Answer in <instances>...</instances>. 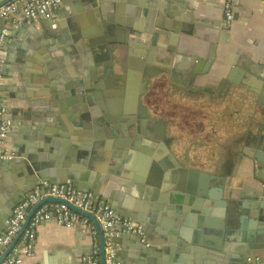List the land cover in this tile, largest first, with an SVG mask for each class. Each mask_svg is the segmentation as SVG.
<instances>
[{
  "label": "crops",
  "instance_id": "1",
  "mask_svg": "<svg viewBox=\"0 0 264 264\" xmlns=\"http://www.w3.org/2000/svg\"><path fill=\"white\" fill-rule=\"evenodd\" d=\"M171 1L173 5L184 6L193 22H182L184 30L177 34V51L159 48L155 57L156 63L160 64L159 70L151 77L159 88L150 91L149 98L153 110L161 114L168 104L171 109L179 107V114L173 118L169 129L174 138L167 143L162 140L151 142L153 146L140 141V146L156 158L163 144L174 152L179 166L172 161L171 165L167 161L165 163L170 168L168 176L174 181L175 197L184 199L196 195L207 200L211 190L223 193L227 181L233 186L234 197L243 192L263 196L264 169L257 170L255 156L258 151L262 152L257 143L264 136V0H235L231 26H226L225 0ZM91 3L92 0H62L52 17L57 26L49 25L51 20L45 16L28 25L23 10L0 19V33H6L0 47L3 59L0 94L13 121L8 150L14 155L13 159L0 160V234L6 230L7 220L20 202L16 193L24 188L30 190L38 184L27 177L32 162L43 172H52L50 179L54 181L72 178L84 183L89 176L90 172L85 173L81 165L93 162L99 149L95 142L85 143L81 137L85 122L83 109L89 112L90 100L83 97L76 100V96L68 98L66 92L67 85L74 80L69 70L75 65L72 49L77 50L76 46H83L82 42H88V39H100L96 40L97 36L88 28L93 11ZM128 7L135 13L125 17L128 21L148 31L156 30L159 17L154 7ZM165 18H162L164 22ZM75 20L78 36H75L73 44H66L62 34L72 27ZM66 45H71L72 49ZM131 60L133 63L136 59ZM231 75L235 82L222 90L220 85ZM110 76L104 81H110L118 93L134 82L121 66L119 72L112 69ZM104 88L110 93V84ZM119 98L120 94L115 99V108L124 104ZM129 104L131 107L132 101ZM85 125L92 126L88 122ZM105 153L109 154L106 150ZM71 169L82 170V173ZM109 177L110 174L104 178L111 183ZM194 182L200 185L194 186ZM110 183L109 190L91 191L97 203H113L109 196L117 192ZM246 187H252L253 192L243 189ZM148 188L158 201L169 193L152 180L146 183V190ZM40 202L51 207L61 200L54 195H44ZM122 202L146 212L144 223H141L146 236L140 240V235L129 234L119 227L117 237L120 240L116 243L118 264L141 260L145 250L151 254L153 251L162 254L164 248L166 256L173 261L168 264L195 261L202 264V254L218 258L217 254L229 246L237 248L247 244L237 237L232 238L231 232L217 226H222L223 220L214 216L219 214V208L214 205L208 218L213 221L212 230L216 235H205L200 228H194L190 233L191 242H175L170 234L176 229L185 230V227L170 215L171 212L159 211V205H150L147 197L142 201L126 194ZM255 203L261 204L260 201ZM96 230L97 236L84 224L61 225L55 216L43 220L36 225L34 254L24 255L21 264H82L85 255L97 256L101 261V233L100 229ZM23 237L19 242H23ZM197 240L202 241L204 251L194 248ZM261 257V264H264V256Z\"/></svg>",
  "mask_w": 264,
  "mask_h": 264
},
{
  "label": "water",
  "instance_id": "2",
  "mask_svg": "<svg viewBox=\"0 0 264 264\" xmlns=\"http://www.w3.org/2000/svg\"><path fill=\"white\" fill-rule=\"evenodd\" d=\"M8 1L10 0L0 1V6ZM158 1L146 0L143 3V0H92L93 11L90 13L88 28L94 36H97L96 40L100 39L97 41L88 39V42H82L83 46H76L77 50L72 49L71 45H66L72 49L73 61L75 62L74 67L69 69L72 71L74 80L72 84L67 85L68 90L66 93L69 95L68 98L76 96V100H80L81 97L90 100L91 109L89 112L86 113L83 109L85 122L83 126L84 133L81 137L85 143L95 142L99 148L98 152L93 162H85L82 163V167L80 166L85 173L90 172L84 183L72 178L54 181L53 178L50 179L52 172L49 174L43 172L34 162L28 168L27 177L32 183L36 182V184L41 181L69 183L81 190L97 193L102 188L110 189L111 186L108 184L110 181L104 178L110 174L109 178L112 179L110 184L115 187L117 194L109 196V198L112 200L111 205L117 210L119 216L121 215L124 219L133 218L140 224L144 223L143 216L146 212H140L136 206H130L122 200L126 194L142 201L147 197L151 202L150 205L156 203L155 206L159 205V211L171 212L170 215L185 227V230L176 229L170 234L175 242H181L182 240L191 242L190 233L191 229L194 228H200L205 235H216L212 230V227H214L213 221L208 218L212 215L210 209L214 205L219 208V214L214 216L223 220V225L217 224V226L224 228V231L231 232L230 236L232 238L237 237L239 240L247 242V244L237 248L229 246V249L217 254L218 258H211L206 254H202L204 259L202 264H256L255 258L264 256V195L258 197L243 192L239 197H234L233 186L227 181V187H224L223 193L217 189L211 190L207 194L210 199L207 197V200H202L196 195L187 196L184 199L175 197L173 193L174 181L169 178L167 171L170 168L165 163L167 161L171 165L172 161L176 166H179L175 154L170 151L166 144H163V146H160V150L157 151L156 158V155L150 154L142 145L140 146V141H145V145L150 146H153L151 142L161 141L160 135H157L155 129L162 125V114L153 110L149 98L151 96L150 91L159 88L154 81H151V77L159 70L158 66L160 64L155 61L157 52L160 47L166 48L170 52L177 51V34L184 30L182 22H193L188 17L184 6L173 5L171 0H162L159 3ZM129 5H151L154 7L158 11L159 17L158 22H156V30L154 32L148 31L145 27L136 26L133 21H128L125 18L126 16L135 15L128 7ZM184 12L186 15H183ZM163 17H166L165 22L162 20ZM50 20L49 25L56 24L55 19L53 21L50 18ZM226 26L228 25L226 24ZM58 27L60 26L58 25ZM77 27L75 20L72 27L70 26L67 32L62 34L63 41L66 44H73L75 36H78L76 33ZM133 35L139 37L134 38ZM131 48L134 51H131ZM132 58L136 59L133 63ZM120 66L124 68V73L129 76V79L134 82L127 84L120 93L114 90L108 93L104 86L110 84V88L113 89L111 82L103 81L100 83L99 79L104 77L110 79L111 70L116 69L119 72ZM233 82H235L234 77L231 75L220 87L222 90H226ZM76 83L80 90H78V87H74ZM119 94L121 97L119 99H122L124 104L115 108L114 102ZM130 101L133 103L131 107L129 106ZM86 122L91 123L92 126L85 125ZM257 144H259L262 151H258L255 156V164L259 171V169H264V136ZM150 149H156V147H150ZM105 150L109 154H106ZM246 153L252 155L250 151L246 150ZM162 157L163 159H161ZM118 162L119 164H115ZM84 166H89V168H84ZM230 167L231 165L228 169ZM71 170L82 173V170L79 169ZM148 180L158 184L163 191L169 192L170 195L168 193L158 201L149 188L146 190ZM197 183L194 182V186L200 185L199 182ZM38 184L30 190L24 188L16 193V197H19L21 201L28 193L35 190ZM243 189L253 192L252 187ZM111 192L115 193V191ZM3 197L6 196L3 195ZM60 200L75 211L89 217L94 225H97L98 230L100 229L101 264H106V235L100 222L92 213L83 211L64 199ZM257 201H260L261 204L255 203ZM43 205L42 202H39L30 210L21 230L0 258V264L20 241L34 214ZM138 237H140V240L144 238L142 235ZM119 238L115 237L114 242L118 243ZM195 244L194 248L196 250H205L202 241L197 240ZM144 245L145 243H142V246ZM163 251L162 254H157L154 251L151 254V252L145 250L141 255V260H128V262L122 264L173 263L172 259L166 256L165 248ZM251 257L254 260H251ZM188 264L200 263L195 261L194 263L188 262Z\"/></svg>",
  "mask_w": 264,
  "mask_h": 264
},
{
  "label": "built area",
  "instance_id": "3",
  "mask_svg": "<svg viewBox=\"0 0 264 264\" xmlns=\"http://www.w3.org/2000/svg\"><path fill=\"white\" fill-rule=\"evenodd\" d=\"M2 1V0H0ZM62 0H10L0 6V19L7 18L13 13L23 10L27 16V24H34L40 17L52 18ZM235 0H225L226 24L231 26L234 20ZM57 26V24H53ZM6 33H0V47ZM0 56V67L2 65ZM13 121L9 115L8 107L3 103L0 94V160L13 159L14 155L8 150V137L12 131ZM44 195H54L59 199L75 205L83 211L92 213L100 222L105 235L107 246L106 264H118L117 244L114 238L119 235V227L129 233L140 234L145 238L144 226L132 219H124L116 212L115 208L106 202L97 203L92 192L77 188L68 183H51L41 181L37 188L22 199L14 208L12 215L7 220L6 230L0 234V258L19 233L29 211L40 202ZM56 217L58 223L64 226L84 224L88 230L97 236V230L91 219L65 203L48 204L41 206L34 214L30 227L25 230L23 242H18L10 254L1 264H21L24 255L34 254L36 245V225L47 219ZM251 260H254L251 257ZM256 264H261V257H256ZM82 264H101L100 258L94 255H85Z\"/></svg>",
  "mask_w": 264,
  "mask_h": 264
},
{
  "label": "flooded vegetation",
  "instance_id": "4",
  "mask_svg": "<svg viewBox=\"0 0 264 264\" xmlns=\"http://www.w3.org/2000/svg\"><path fill=\"white\" fill-rule=\"evenodd\" d=\"M104 80H105V77L101 78L100 82ZM105 90L107 91L106 88ZM112 90L113 89L110 88V91ZM171 98H175V97H171ZM178 114H179V107H174L171 109V106H169V104L166 106V109L161 115L162 125H159V127L155 129V131L157 132V135H160L159 137L162 141H165L167 143L168 140L171 141V139L174 138L172 133L169 134V129L171 128L170 125H171V122H173V118L177 117ZM175 133L176 134L178 133L177 129H175Z\"/></svg>",
  "mask_w": 264,
  "mask_h": 264
}]
</instances>
